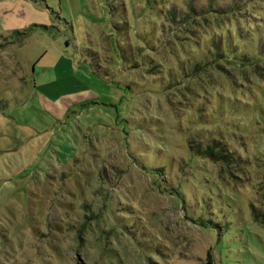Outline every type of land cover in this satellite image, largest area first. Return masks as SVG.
I'll list each match as a JSON object with an SVG mask.
<instances>
[{
  "label": "rangeland",
  "instance_id": "374dc122",
  "mask_svg": "<svg viewBox=\"0 0 264 264\" xmlns=\"http://www.w3.org/2000/svg\"><path fill=\"white\" fill-rule=\"evenodd\" d=\"M148 2L0 0V264H264V0L228 32L260 69L167 92ZM214 139L238 171L189 148Z\"/></svg>",
  "mask_w": 264,
  "mask_h": 264
},
{
  "label": "trees",
  "instance_id": "16d2710c",
  "mask_svg": "<svg viewBox=\"0 0 264 264\" xmlns=\"http://www.w3.org/2000/svg\"><path fill=\"white\" fill-rule=\"evenodd\" d=\"M259 1L261 0H183L179 4L178 0H149L148 5L153 3L151 12L156 15L160 25L158 29H155L154 24L149 26L148 39L137 31V38H144L145 42L141 41L142 46H135V56L139 55L143 61L145 50L159 53L158 64L150 58L146 64L150 66L147 70H151L148 73L156 75L152 77L154 84L161 86L165 92L179 84L177 82L183 75L191 77L209 67H232L240 63L257 70L259 67L250 55L254 47L251 41L244 39L247 44L240 46L232 40L231 32L230 35L228 32L241 31L238 26L240 20L244 19L248 23L250 17L247 15L251 12L261 13ZM212 18L215 19L214 24L211 22ZM135 59L134 66L139 67L137 58ZM176 71L179 72L178 76ZM164 74L168 80L164 78ZM198 111L202 112L200 109ZM188 144L192 153L218 163L227 172L241 168L242 159L239 154L223 146L219 140H189ZM252 215L255 221L264 223V215L258 213L257 209H252Z\"/></svg>",
  "mask_w": 264,
  "mask_h": 264
}]
</instances>
